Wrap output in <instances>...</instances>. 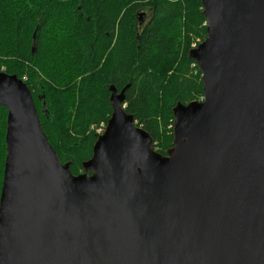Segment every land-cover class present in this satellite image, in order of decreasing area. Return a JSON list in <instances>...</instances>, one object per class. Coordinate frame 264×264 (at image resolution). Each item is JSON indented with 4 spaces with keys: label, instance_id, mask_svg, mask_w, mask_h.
<instances>
[{
    "label": "water",
    "instance_id": "95a60500",
    "mask_svg": "<svg viewBox=\"0 0 264 264\" xmlns=\"http://www.w3.org/2000/svg\"><path fill=\"white\" fill-rule=\"evenodd\" d=\"M201 7L188 58L203 99L173 108L165 155L125 112L128 86H111L104 132L72 174L26 84L0 71V264H264V0Z\"/></svg>",
    "mask_w": 264,
    "mask_h": 264
},
{
    "label": "trees",
    "instance_id": "16d2710c",
    "mask_svg": "<svg viewBox=\"0 0 264 264\" xmlns=\"http://www.w3.org/2000/svg\"><path fill=\"white\" fill-rule=\"evenodd\" d=\"M205 27L201 0H0V71L26 78L49 144L78 175L111 116V86H128L122 106L153 149L172 147L173 108L203 98L188 52ZM6 117L0 106V190Z\"/></svg>",
    "mask_w": 264,
    "mask_h": 264
},
{
    "label": "built area",
    "instance_id": "2783aa9c",
    "mask_svg": "<svg viewBox=\"0 0 264 264\" xmlns=\"http://www.w3.org/2000/svg\"><path fill=\"white\" fill-rule=\"evenodd\" d=\"M199 43H200V40H198V39L192 41V42H191V48H192V49H193V48H196L197 45H198ZM23 80H26V78L24 77ZM202 99H203V98H201V100H202ZM201 100H200V101H201ZM104 128H105L104 125H100V128H97V129H96L97 134L101 135V134L104 132Z\"/></svg>",
    "mask_w": 264,
    "mask_h": 264
},
{
    "label": "flooded vegetation",
    "instance_id": "af4514ba",
    "mask_svg": "<svg viewBox=\"0 0 264 264\" xmlns=\"http://www.w3.org/2000/svg\"><path fill=\"white\" fill-rule=\"evenodd\" d=\"M145 21H146V19H145ZM145 21H144V23H145Z\"/></svg>",
    "mask_w": 264,
    "mask_h": 264
},
{
    "label": "rangeland",
    "instance_id": "374dc122",
    "mask_svg": "<svg viewBox=\"0 0 264 264\" xmlns=\"http://www.w3.org/2000/svg\"><path fill=\"white\" fill-rule=\"evenodd\" d=\"M198 40H199V39H198ZM21 80H23V78H22Z\"/></svg>",
    "mask_w": 264,
    "mask_h": 264
}]
</instances>
